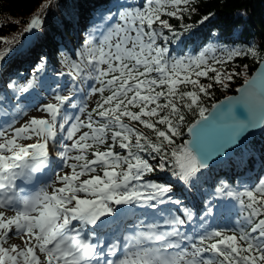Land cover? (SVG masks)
Listing matches in <instances>:
<instances>
[{
	"label": "trees",
	"instance_id": "trees-1",
	"mask_svg": "<svg viewBox=\"0 0 264 264\" xmlns=\"http://www.w3.org/2000/svg\"><path fill=\"white\" fill-rule=\"evenodd\" d=\"M117 2L147 9V0H0V83L7 85L31 64L34 67L43 62L58 64L61 48L82 46L85 39L76 36H81L94 17L110 11ZM153 9L154 17L140 24L146 41L164 50L163 56L198 54L218 43L225 46L229 59L193 80L176 85L163 80L153 89L149 100L136 105L130 101L135 89L116 96L118 84L110 85L93 99L87 115L116 119L132 129L131 135L117 132L105 144L123 159L120 170L132 165V158L151 162V170L142 179L168 190L179 201L186 200L191 211L200 213L206 196L215 197L226 188L243 189L255 184L264 172V130L237 150L231 160L203 172L191 173L195 159L185 148L189 126L206 115L216 102L235 93L261 61L264 0H166ZM37 22L39 31L33 29ZM42 53H47L45 60ZM146 69L147 65L130 70L119 68L110 71L106 79L113 78L115 83L142 82ZM98 147L86 146L79 162L89 160ZM253 195L260 208L255 212L250 206L246 208L249 215L243 224L246 233L264 232L261 228L264 194ZM0 214L7 221L14 218L9 213ZM224 238L234 245L235 239L222 232L207 242L219 243ZM7 246L8 241L0 245V264H29L25 257L14 262L11 254L3 252ZM236 247L252 263L264 264V249H255L244 241ZM216 260L223 262V257Z\"/></svg>",
	"mask_w": 264,
	"mask_h": 264
},
{
	"label": "rangeland",
	"instance_id": "rangeland-1",
	"mask_svg": "<svg viewBox=\"0 0 264 264\" xmlns=\"http://www.w3.org/2000/svg\"><path fill=\"white\" fill-rule=\"evenodd\" d=\"M165 1L148 0L147 9L121 5L115 11L103 13L93 20V32L89 34L90 36L86 35L89 39L77 56L74 49L65 51L62 48L63 55L60 57L59 65L44 63L38 68L30 70L24 68L18 78L11 80L8 83V92L0 91V122H5L2 118H8V121L4 123L7 128L0 134V155L10 160L29 144L46 138L47 135L42 131L41 125L44 120L51 119L49 105L54 103L59 106V102L63 103L61 102L63 98H69L79 91L86 93L96 80L101 63L106 62V66L112 64L128 66L129 69L147 65V75L142 82L121 83L115 92V95H121L127 90L135 89L136 92L130 101L136 105L149 100L153 89L163 80L170 81L174 85L181 81L193 80L198 76H204L207 73L206 70L210 71L215 64L229 59L225 46L218 43L205 47L197 55L187 53L185 56L176 54L172 57L162 56V49L146 41L140 21L152 19L155 15L153 8L159 7ZM150 3L155 5L151 8ZM104 24H107L105 27L108 30L100 47L94 41L95 34L104 27ZM42 55L45 60L47 53ZM64 83L69 84L70 88L67 90L62 88ZM57 94L61 96L51 97ZM95 94L96 92L92 97ZM62 108L63 111L68 110V103L62 104ZM19 115H22V118L19 119ZM83 119L84 116L74 127V138L71 142L77 150L70 153L71 159L67 160L65 165H71L72 157L82 148L75 134L83 125ZM113 127L120 133L132 134L129 126L111 120L102 124H89L85 130V136L103 142L114 136L115 133L111 132ZM7 138L13 139L11 145L7 143ZM57 145L59 140L56 139L51 144L53 155L60 152L59 148L55 151ZM3 147L9 148V151L3 152ZM119 164L121 159L118 155L104 149L97 152L90 163L77 171L78 176L71 179L70 186L66 187L70 182V176H66V173L55 176L51 188L43 191L37 200L36 219H34L36 223L31 227L26 226L23 222L26 214L20 212L22 219L18 218L14 227L6 230L0 239L12 237L14 246L18 247L20 252L29 249L30 260L35 264H66L63 260L64 251L61 252V249L51 252L50 255L45 254L48 249L45 244H49L50 239L57 232L60 235L55 238L67 244L71 243L76 236H79L76 238L78 241L79 238L89 239L95 235L105 240V237L118 229L122 218L125 221L126 217L139 211L146 213L152 221H162L163 229L166 230L170 240H178L173 239L172 236L181 235L180 246L182 248L184 246V252L180 254L179 259L169 260V264H219L215 261V256L221 254L228 257L233 264H256L241 256L236 250V246L242 245L236 233L230 232L236 240L235 246H231L228 240L208 248L198 243L201 238L217 233V228L230 231L232 222L233 225L239 226L240 223L235 221L233 214L228 212L227 208L232 206L237 212L241 210L240 192L235 191L225 195L220 192L214 201L206 198L203 212L195 217L186 202L180 204L168 191L142 180L144 171L151 169V162L136 160L125 172L114 169ZM109 165L113 168L102 172V178L96 177L95 174L84 175L88 170L93 172L98 166L108 167ZM68 166L65 167L66 170ZM252 190L264 193V174L257 187L250 188L248 185L244 189L245 198H252ZM52 194L55 195L52 197ZM123 195H127L126 199L118 200ZM94 206L105 210L101 211L102 216H99L101 212H98V219L91 221L86 218V215L89 211H93ZM101 219L103 223L100 225L94 223L100 222ZM46 220H49L51 225L50 230L47 231L48 238L41 237L44 234L42 225ZM262 225L264 227V221ZM28 227L30 229H27ZM32 228L36 230H33L28 237L27 231ZM245 239L254 246H264L262 233H249ZM228 258L224 260L226 264H229Z\"/></svg>",
	"mask_w": 264,
	"mask_h": 264
},
{
	"label": "water",
	"instance_id": "water-1",
	"mask_svg": "<svg viewBox=\"0 0 264 264\" xmlns=\"http://www.w3.org/2000/svg\"><path fill=\"white\" fill-rule=\"evenodd\" d=\"M53 111L57 107L52 106ZM264 128V54L251 78L236 93L215 103L187 130L186 148L205 170L226 161ZM44 129L50 125L46 122Z\"/></svg>",
	"mask_w": 264,
	"mask_h": 264
},
{
	"label": "bare ground",
	"instance_id": "bare-ground-1",
	"mask_svg": "<svg viewBox=\"0 0 264 264\" xmlns=\"http://www.w3.org/2000/svg\"><path fill=\"white\" fill-rule=\"evenodd\" d=\"M102 34V32H100ZM97 37H101L100 34L97 35ZM65 89H69L70 85L67 83H64ZM61 95L57 94L55 96H51L52 98H57L60 97ZM80 99L83 100V97H81ZM69 101H72V103H74V99L73 97H70L68 99ZM74 109V108H73ZM61 115V112H60ZM65 115L63 116V118H65ZM53 116V114H52ZM264 129V128H263ZM52 132V130L50 131ZM34 144V143H33ZM30 144L27 147H25L22 151L19 152V154L17 156L14 155V157H12L11 161H5V158H2L1 162H0V195L2 197H0V201L3 200L5 203H9L11 201H13L14 199H17L18 196H6L9 195V190L14 189L15 188V184H14V180H17V175L15 173L16 170V166L18 165V161L23 157V156H28L29 154L32 153V145ZM127 195H123L121 196L118 200H122V199H126ZM93 211H89V213L86 215L87 219H90L91 221L95 220L97 218L98 212L104 211V208H99V206L97 208L92 207ZM96 212V214H95ZM124 213V212H123ZM99 216H102L99 215ZM135 216V215H134ZM98 219V218H97ZM127 220V217L126 219ZM89 221V220H88ZM91 221H89V223H91ZM101 223H103L102 221L99 222L98 225H100ZM136 224L130 226L132 228L131 233L133 234L134 232H136L137 230H139L140 232H148L151 230H156L155 232H158V234L161 236H164L166 234V231L163 228H160L162 225V221H158V222H152L150 219H148L147 215L145 214H139L136 217ZM95 224H97V222H95ZM94 237H96V239L99 237L98 235H95ZM175 239H178L179 236L176 235L174 236ZM133 240H135L134 244H139V243H143L145 240H136L137 238H132ZM59 246H63L62 242L59 241V244L55 245V250H58ZM103 244H96L95 246H92L89 241H83V242H79V244L75 245H71L68 244L66 245V249L70 248L72 250H68L66 252V254H70V257L66 260L67 264H86L91 257H93L94 253H100L101 249H102ZM64 247V248H65ZM122 247V246H119ZM162 247H160L159 249H161ZM169 250L164 249L161 250L160 252L165 255L166 257H170L174 254H179L181 253L180 250L178 248H173V247H167ZM54 249V248H53ZM171 249H174L173 251H171ZM140 261H142L141 257H135L134 259H129L126 262V264H136L139 263Z\"/></svg>",
	"mask_w": 264,
	"mask_h": 264
}]
</instances>
